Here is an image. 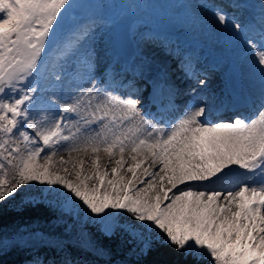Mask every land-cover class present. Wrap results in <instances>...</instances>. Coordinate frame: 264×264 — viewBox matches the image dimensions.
<instances>
[{
	"label": "snow or ice",
	"instance_id": "6c2138e0",
	"mask_svg": "<svg viewBox=\"0 0 264 264\" xmlns=\"http://www.w3.org/2000/svg\"><path fill=\"white\" fill-rule=\"evenodd\" d=\"M104 7L121 11L85 12ZM139 7L0 0V214L10 204L45 207L62 230L53 239L25 225L0 237V256L34 248L35 238L58 258L33 254L26 264H84L65 242L72 237L89 254L110 255L85 232L92 227L127 245L121 264H145L158 247L178 264H264V0L247 21L224 5L180 6L192 20L211 9L222 38L239 47L255 86L251 115L213 112L201 96L207 76L190 57L180 63L191 103L145 111L135 85L150 58L101 67L95 46L98 29L119 28Z\"/></svg>",
	"mask_w": 264,
	"mask_h": 264
},
{
	"label": "rangeland",
	"instance_id": "374dc122",
	"mask_svg": "<svg viewBox=\"0 0 264 264\" xmlns=\"http://www.w3.org/2000/svg\"><path fill=\"white\" fill-rule=\"evenodd\" d=\"M244 1L248 0H200L202 3L224 5L227 11L230 13H237L241 20L246 21L257 13H252L249 17H246V12L233 7H227L233 3L242 4ZM79 2L101 5L134 3L140 6L134 12L124 17L121 23L130 25V38L133 46L131 50L124 47L121 49L122 55H116L112 47L115 27L107 30H97L95 46L101 54V66L111 62L113 65L118 64L121 67H126L123 59L131 60L130 62L138 61L141 52L151 58L146 48L148 45L152 47L155 45H167L166 43L170 41L171 44L169 47L171 50L177 51V56L180 57V60L190 57L195 66L199 61H210L215 65L207 76V88L201 93L203 100L208 106L214 105V102L220 99L222 89L227 86L225 75L230 63L237 67L241 82L244 78L249 84L253 85L248 76L246 62L243 63L242 67L238 62L243 58L239 47L234 44L226 43L222 38L223 34L217 31V25L211 9L205 10V14L199 15V18L196 20H192L187 15L186 10L180 7L184 5L185 0H79ZM119 11L121 10L108 7L85 10V12H95L105 17L118 13ZM207 12L210 14H207ZM149 38L154 42H149ZM182 44L186 46L185 49L182 48ZM208 47H214L216 50L215 54L211 53V55L215 57L208 56L210 50ZM170 59L173 60V58ZM204 70L208 71V68ZM68 71L72 73L71 63L68 65ZM169 75L171 74L168 73L167 77H162V80L164 82L166 81V84H176V82L172 83V79ZM122 79L123 77H115L114 83L117 87L120 85ZM128 79L130 80L131 76H129ZM146 84L147 82H145V79L141 81V79L138 78L135 85L140 90L139 95L142 99V104L144 103L143 90L145 89L144 87H147ZM224 84L226 86H224ZM121 91L126 90L121 89ZM217 95L219 96L216 97ZM62 154L67 158L66 153ZM73 155L75 156L77 154L73 153ZM80 155L84 154L81 153ZM101 156L103 157L101 164H104L107 157L103 153H101ZM85 159H87V157H85ZM85 167L86 169L90 167V163L86 164ZM125 167H127V165H125ZM128 175L131 174L129 173ZM226 183L227 182H218L215 187H220ZM35 241L34 238V244H36Z\"/></svg>",
	"mask_w": 264,
	"mask_h": 264
},
{
	"label": "trees",
	"instance_id": "16d2710c",
	"mask_svg": "<svg viewBox=\"0 0 264 264\" xmlns=\"http://www.w3.org/2000/svg\"><path fill=\"white\" fill-rule=\"evenodd\" d=\"M54 213L45 207L26 208L22 211L17 210L11 204L5 207L3 214H0V237H11L18 228H23L25 225H31L44 233H54L53 239H59L61 229L54 228L52 216ZM85 232H91L94 239H97L103 246L110 250V255L98 256L89 254L78 246L77 239L72 237L66 243H70V250L84 264H121L126 256L127 245L122 243L119 237L112 240H105L99 236L95 228L88 227ZM47 239V237H46ZM33 247L13 248L8 254L0 256V264H26V261L33 254H40L47 259L58 258L56 252L47 245L41 244L38 240L35 241ZM31 244V242H30ZM145 264H178L181 257L172 253L169 249L158 247L151 255L144 258ZM207 264V262H205Z\"/></svg>",
	"mask_w": 264,
	"mask_h": 264
},
{
	"label": "bare ground",
	"instance_id": "6f19581e",
	"mask_svg": "<svg viewBox=\"0 0 264 264\" xmlns=\"http://www.w3.org/2000/svg\"><path fill=\"white\" fill-rule=\"evenodd\" d=\"M199 3H202V2H200V0H185L184 5L199 4ZM259 4H260V0L244 1L242 2V5H244V7H242L240 10L246 12V17H249L252 13L258 14ZM198 11H199V15L205 14V10L201 9ZM207 14H210V13L207 12ZM166 44L167 45H155L154 47H152L151 45H148L146 47L147 50L149 51V56L151 58H150L149 67L146 70L143 78L146 80L152 81V83L156 85L157 88H160L161 100L166 104V109H173V110L183 109V107L186 104L191 103L192 97L191 95H189V90L191 89V87H193V81L191 79H188L181 71L182 66L180 63L181 62L180 57L177 56V51L171 50V48L169 47L171 42L168 41ZM182 48L185 49L186 46L182 44ZM208 49H210L208 56L215 57L211 55V53L215 54L216 50L214 49V47L212 48L208 47ZM170 58H173V60ZM238 62L240 63V66L242 67L243 63L245 62L244 57ZM214 66L215 65L213 64V62H210V61H207V62L199 61L196 64L198 71L205 73L206 76L210 74ZM101 67H103V65ZM205 68H208L209 72L205 71L204 70ZM165 69L167 70V73L171 74L169 76L172 79V83L176 82V84H172V85L166 84V81L164 82L162 80L163 76L161 75V72L162 70H165ZM207 84H208V80H207ZM240 86H241V93L243 95L245 103H247L246 109H248L250 113L252 114L253 112V109L251 106L252 100H253L252 90L255 86L249 84L244 78H243V81L240 83ZM227 89H228V86H226V88H224L223 90H227ZM225 99L226 98L219 99L218 103H216L215 106L218 105L219 108L223 107V105L225 104ZM236 112L241 113V110H237ZM173 114L175 113H170V115H173ZM223 114L226 115V112L224 111ZM220 182H227V181H220Z\"/></svg>",
	"mask_w": 264,
	"mask_h": 264
},
{
	"label": "water",
	"instance_id": "95a60500",
	"mask_svg": "<svg viewBox=\"0 0 264 264\" xmlns=\"http://www.w3.org/2000/svg\"><path fill=\"white\" fill-rule=\"evenodd\" d=\"M119 28H117V34L118 35L117 34L115 35L116 36L115 40H116V38L119 37V35L122 36L123 46L124 47H130L132 49V42H131L130 37H129V29H130L129 24H121ZM120 33H122V34H120ZM233 70H231V71H233Z\"/></svg>",
	"mask_w": 264,
	"mask_h": 264
}]
</instances>
